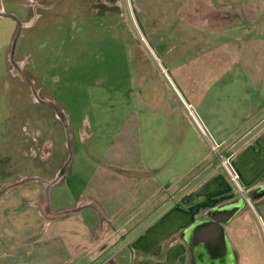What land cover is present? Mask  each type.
I'll return each mask as SVG.
<instances>
[{
    "label": "rangeland",
    "instance_id": "374dc122",
    "mask_svg": "<svg viewBox=\"0 0 264 264\" xmlns=\"http://www.w3.org/2000/svg\"><path fill=\"white\" fill-rule=\"evenodd\" d=\"M186 105L224 147L264 114V0H0V264H56L21 243L109 162L171 187L208 151ZM247 195L225 235L236 264H264V188ZM159 230L129 227L100 260L137 264L132 238Z\"/></svg>",
    "mask_w": 264,
    "mask_h": 264
},
{
    "label": "crops",
    "instance_id": "0c3cea01",
    "mask_svg": "<svg viewBox=\"0 0 264 264\" xmlns=\"http://www.w3.org/2000/svg\"><path fill=\"white\" fill-rule=\"evenodd\" d=\"M262 126L264 114L256 117L255 125L238 140L225 147V141H219L222 144V152L233 154L232 162L234 160L240 184L246 190V195L259 186L264 188V181H261L264 178V130L257 131ZM252 134V138L247 139ZM200 158L202 159L179 175L171 187H165L163 191L154 180L144 179L146 176L150 177L145 167L136 170V165H117L120 167L117 168L109 162L107 167L97 170L100 175L95 186L99 187L91 192L90 197L83 196L79 199L75 204L77 209H62L59 213H52L50 205H44V214L53 220L48 227L52 226V229L43 237L31 241L32 243H29L32 237H29L30 240L27 238L28 242L21 243V251L54 250L56 264H70L73 259L82 256L88 257L91 264H114L111 258L102 263L99 261L111 252L116 246L117 238L121 237L126 229L133 226L136 232L141 227H159V232L154 233L155 237L146 239L140 234L132 238V249L137 257V264H144L145 261L149 264H180L182 258L183 264H195L194 252L186 240L187 230L196 222L207 219L206 215H210L214 210L241 205L245 201L243 197L240 199L232 192L226 174L215 161L213 162L209 150ZM207 158H210L211 162ZM140 168H143L142 171ZM114 169L120 173H114ZM139 174H143L142 180L139 179ZM183 183L175 194L161 201ZM190 194H193V199L186 203V208H178L179 201L183 204L182 199ZM174 196L178 199L175 200ZM103 200H107V203ZM172 209L179 213L176 218L170 220L167 214ZM162 230L165 234H162ZM176 234L180 236L179 241L166 245L167 240ZM150 260L153 261L149 262Z\"/></svg>",
    "mask_w": 264,
    "mask_h": 264
},
{
    "label": "water",
    "instance_id": "95a60500",
    "mask_svg": "<svg viewBox=\"0 0 264 264\" xmlns=\"http://www.w3.org/2000/svg\"><path fill=\"white\" fill-rule=\"evenodd\" d=\"M244 204L222 210L216 209L208 219L196 222L187 230L186 240L194 252L195 264H236L232 248L225 235L224 225L244 207ZM221 212L225 213L224 219H216L215 215Z\"/></svg>",
    "mask_w": 264,
    "mask_h": 264
},
{
    "label": "built area",
    "instance_id": "2783aa9c",
    "mask_svg": "<svg viewBox=\"0 0 264 264\" xmlns=\"http://www.w3.org/2000/svg\"><path fill=\"white\" fill-rule=\"evenodd\" d=\"M186 108L196 122L197 127L200 130L202 137L208 147L209 154L218 164L219 168L226 174L229 182L234 186V188L239 191L240 195L244 196L243 198H246V191L240 184L239 175L232 164L233 154H225L224 152H222V144H220L215 139V137L210 133V131L205 126V124H203L200 118H198L195 113H193V107L191 105H186Z\"/></svg>",
    "mask_w": 264,
    "mask_h": 264
},
{
    "label": "flooded vegetation",
    "instance_id": "af4514ba",
    "mask_svg": "<svg viewBox=\"0 0 264 264\" xmlns=\"http://www.w3.org/2000/svg\"><path fill=\"white\" fill-rule=\"evenodd\" d=\"M215 217H216V219H218V220H223L224 217H225V213H224V212H221L220 214L215 215ZM206 218L208 219V218H209V215H206ZM231 220H232V219H231ZM231 220H230V221H231ZM230 221H229V222H230ZM229 222H228V223H229ZM228 223H227V224H228ZM225 225H226V224H225ZM225 225H224V226H225ZM232 254H233L234 258L236 259L233 250H232ZM103 261H104V260H100L99 263H102Z\"/></svg>",
    "mask_w": 264,
    "mask_h": 264
},
{
    "label": "trees",
    "instance_id": "16d2710c",
    "mask_svg": "<svg viewBox=\"0 0 264 264\" xmlns=\"http://www.w3.org/2000/svg\"><path fill=\"white\" fill-rule=\"evenodd\" d=\"M192 199H193V194H190V195H188L187 197H185V198L182 199V203H183V204H186V203H188L189 201H191Z\"/></svg>",
    "mask_w": 264,
    "mask_h": 264
}]
</instances>
